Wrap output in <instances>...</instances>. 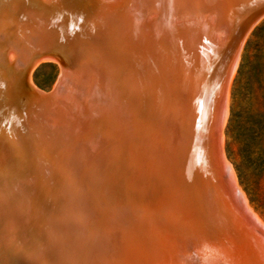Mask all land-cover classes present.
Masks as SVG:
<instances>
[{"label":"water","instance_id":"obj_1","mask_svg":"<svg viewBox=\"0 0 264 264\" xmlns=\"http://www.w3.org/2000/svg\"><path fill=\"white\" fill-rule=\"evenodd\" d=\"M264 0H0V264H264L222 145ZM59 74L30 82L40 61Z\"/></svg>","mask_w":264,"mask_h":264},{"label":"rangeland","instance_id":"obj_2","mask_svg":"<svg viewBox=\"0 0 264 264\" xmlns=\"http://www.w3.org/2000/svg\"><path fill=\"white\" fill-rule=\"evenodd\" d=\"M58 74L56 62L43 60L33 67L30 78L34 86L48 90ZM226 108L223 151L248 206L264 223V16L238 52Z\"/></svg>","mask_w":264,"mask_h":264},{"label":"bare ground","instance_id":"obj_3","mask_svg":"<svg viewBox=\"0 0 264 264\" xmlns=\"http://www.w3.org/2000/svg\"><path fill=\"white\" fill-rule=\"evenodd\" d=\"M240 50V49H239ZM239 52V51H238ZM238 55V54H237ZM43 61V60H42ZM30 82H31V84L32 85H34L33 83H32V81H31V78H30ZM228 163V162H227ZM229 165V164H228ZM229 167H230V165H229ZM231 169V168H230ZM232 171V170H231ZM233 173V172H232ZM233 177H234V179H235V176H234V174H233ZM236 182V181H235ZM236 185H237V183H236ZM237 187H238V185H237ZM238 189L241 191V189L238 187ZM241 193H242V191H241ZM243 194V193H242ZM244 196V195H243ZM250 208V207H249ZM251 209V208H250ZM252 210V209H251ZM254 213V212H253ZM255 214V213H254ZM257 217V216H256ZM259 218V217H258Z\"/></svg>","mask_w":264,"mask_h":264},{"label":"trees","instance_id":"obj_4","mask_svg":"<svg viewBox=\"0 0 264 264\" xmlns=\"http://www.w3.org/2000/svg\"><path fill=\"white\" fill-rule=\"evenodd\" d=\"M261 182H264V173L261 174ZM264 185V184H263ZM256 201V200H255Z\"/></svg>","mask_w":264,"mask_h":264}]
</instances>
